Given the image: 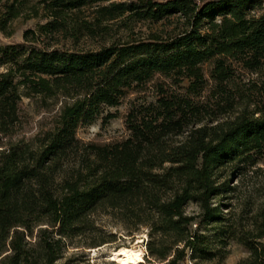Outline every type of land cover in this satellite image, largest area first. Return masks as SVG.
<instances>
[{
	"label": "trees",
	"instance_id": "1",
	"mask_svg": "<svg viewBox=\"0 0 264 264\" xmlns=\"http://www.w3.org/2000/svg\"><path fill=\"white\" fill-rule=\"evenodd\" d=\"M35 1L5 0L0 17L4 32L26 7L40 19L0 43V264H58L83 235L112 242L102 215L148 229L140 264H222L232 241L249 252L236 264H264V182L243 187L264 176V0ZM146 22L175 26L136 37ZM132 94L127 137H78ZM35 97L61 104L26 137Z\"/></svg>",
	"mask_w": 264,
	"mask_h": 264
},
{
	"label": "rangeland",
	"instance_id": "2",
	"mask_svg": "<svg viewBox=\"0 0 264 264\" xmlns=\"http://www.w3.org/2000/svg\"><path fill=\"white\" fill-rule=\"evenodd\" d=\"M4 1H0V17L4 11ZM35 0H30V5L35 4ZM34 11L31 7H26L20 17L13 20L9 24L7 31L0 29V43L7 44L11 42L21 41L23 39V33L26 29L34 27L39 18L35 17ZM113 26L112 32L117 30L120 24L111 23ZM175 25L164 22L160 23H139L135 26L136 37H147L153 33L164 34L165 32L172 30ZM121 32H125L124 29ZM127 38V36L125 37ZM83 45L96 46L101 44L100 40L89 42L82 41ZM71 46L70 40L61 41L58 46L64 45ZM209 69V66H206ZM5 71V68L0 67V73ZM251 75L246 74L244 76V82H248ZM159 78L158 80H161ZM215 87L213 82L210 83L209 88L206 91L207 95L212 94V90ZM214 91V90H213ZM218 90H215V94ZM218 93V92H217ZM134 94L127 97L123 104L117 108H111L110 111L117 112L118 117L111 119L108 123L104 124L102 119H98L90 125L81 126L77 130V135L84 141H92L98 143L112 142L121 140L129 135V131L125 124V114L128 110L129 99L133 98ZM219 98V97H218ZM213 100V101H212ZM217 100L216 95L211 97V102L214 104ZM61 102L52 103L50 107H43L39 97L24 99L22 104L25 126L22 134L26 137H33L34 135L49 129L53 124V119L57 114ZM264 107V103L262 104ZM259 166L264 168V157L261 158ZM238 179L233 178V183H237ZM264 182L263 174H253L252 178L244 180L243 187L249 188L259 186ZM197 211V207L194 204H189L188 212ZM99 225L105 231L114 234V241L108 242L101 246L91 247L88 245V238L83 236L78 237L75 243L70 244L69 248L65 252V256L59 261L58 264H119L112 260V253L114 250L126 246V247H142L145 248V253H148L147 242L149 240V233L147 228H141L135 232H131L122 224L117 223L112 217L108 215H102L98 219ZM230 253L222 264H236L240 259L248 255V249L242 244L232 241L229 245ZM145 254V257H146ZM189 264V263H188ZM208 264H215V262H209Z\"/></svg>",
	"mask_w": 264,
	"mask_h": 264
},
{
	"label": "bare ground",
	"instance_id": "3",
	"mask_svg": "<svg viewBox=\"0 0 264 264\" xmlns=\"http://www.w3.org/2000/svg\"><path fill=\"white\" fill-rule=\"evenodd\" d=\"M144 249L142 247H120L112 253V260L119 264H140L145 261Z\"/></svg>",
	"mask_w": 264,
	"mask_h": 264
},
{
	"label": "built area",
	"instance_id": "4",
	"mask_svg": "<svg viewBox=\"0 0 264 264\" xmlns=\"http://www.w3.org/2000/svg\"><path fill=\"white\" fill-rule=\"evenodd\" d=\"M188 263H189V264H193V262H192V261H190V260L188 261Z\"/></svg>",
	"mask_w": 264,
	"mask_h": 264
}]
</instances>
